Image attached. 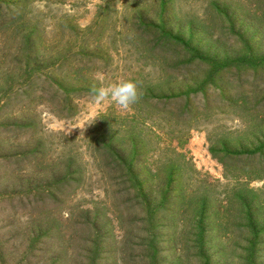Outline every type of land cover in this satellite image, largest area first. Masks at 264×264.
Masks as SVG:
<instances>
[{
    "label": "rangeland",
    "instance_id": "374dc122",
    "mask_svg": "<svg viewBox=\"0 0 264 264\" xmlns=\"http://www.w3.org/2000/svg\"><path fill=\"white\" fill-rule=\"evenodd\" d=\"M0 264H264V0H0Z\"/></svg>",
    "mask_w": 264,
    "mask_h": 264
},
{
    "label": "trees",
    "instance_id": "16d2710c",
    "mask_svg": "<svg viewBox=\"0 0 264 264\" xmlns=\"http://www.w3.org/2000/svg\"><path fill=\"white\" fill-rule=\"evenodd\" d=\"M109 149H115V148H111L109 147ZM119 167V170H122L121 169V166H118ZM128 170H130V174L133 175L134 173V170L135 169V165L132 163L130 166H128L127 168ZM145 169V168H143ZM169 173V171L167 172ZM166 173V174H167ZM171 173V172H170ZM160 176H161V172L158 174V177L160 180ZM139 182L141 181L140 180V177L138 176V179H137ZM161 181V180H160ZM140 186H139V191H140V194L141 196L145 199V200H148L149 198H151L152 196H154L155 193H159L161 196H163V199L166 201V199H170V200H178V201H181L184 202L185 200L182 199V189H177L175 186H173V184H171L169 181H166L165 183H158L156 186H153L154 184H152L151 186H153V191H147L148 189H146V184L148 186H150V184H148V182H140ZM207 209V206L204 204L202 206V210H205L206 211Z\"/></svg>",
    "mask_w": 264,
    "mask_h": 264
}]
</instances>
